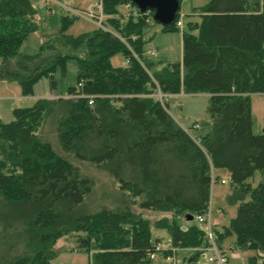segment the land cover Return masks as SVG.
Returning <instances> with one entry per match:
<instances>
[{"label":"trees","instance_id":"16d2710c","mask_svg":"<svg viewBox=\"0 0 264 264\" xmlns=\"http://www.w3.org/2000/svg\"><path fill=\"white\" fill-rule=\"evenodd\" d=\"M101 2L107 30L67 34L78 16L63 8L59 33L39 53L24 55V41L38 30L37 8L31 0H0V59H17L12 75L20 76L24 96L44 77L54 88V74L59 67L64 73L68 60L77 65L65 96L39 98L15 109L12 122L0 120V264H51L64 236H74V250L90 254V264H152L154 255H170L156 251L153 225L188 250L185 263L197 262L209 240L195 218L209 208L213 169L228 172L226 201L237 207L229 227L214 226L218 246L226 250L234 235L230 249L254 251L249 263L264 264V132L255 131L251 111L252 95H264V0L194 8L201 21L187 24L182 60L174 62L147 54L152 13L150 22L134 19L119 11L130 0ZM179 19L162 30L180 31ZM119 53L128 62L114 67L111 57ZM158 92L208 95L207 132L194 139ZM48 120L65 155L41 133ZM67 156L107 172L119 201L87 212L95 179ZM134 206L185 221L192 215V225L183 229L174 217L152 223Z\"/></svg>","mask_w":264,"mask_h":264},{"label":"rangeland","instance_id":"374dc122","mask_svg":"<svg viewBox=\"0 0 264 264\" xmlns=\"http://www.w3.org/2000/svg\"><path fill=\"white\" fill-rule=\"evenodd\" d=\"M32 1L38 10L39 26L38 30L30 34L24 41L20 50V53L24 55L39 53L41 45L59 33L61 17L64 14L63 8H60L58 5L53 6V13L49 14L46 9H40L38 7L39 5L36 0ZM98 1L100 0H76V3L70 4V6L73 5L76 7L75 11L78 19L68 28L66 31L67 34L77 36L78 34L89 32L93 28H98L87 15L88 9L92 8ZM208 2L210 0H181L180 19L177 24L180 31L166 32L162 30L161 26H154L146 36V51L154 48L159 51L156 57L165 58L173 62L181 60L182 37L183 32L187 30V24L189 22L199 23L201 21L199 13H193V9L202 7L208 4ZM119 8L120 13L128 17L129 13L125 5ZM124 8L127 9V12L123 10ZM106 20L107 16H105V22ZM193 33L197 34V31ZM147 54L149 55L150 53ZM16 61L17 59H12L8 62H3L0 59V120L4 123H10L14 120L15 109L32 107L39 98H45L50 95L52 97L65 96L68 88L76 84L77 65L75 60L70 59L67 61L64 73L59 67L54 74L56 81L54 88L52 87L51 80L44 77L34 84L32 94L24 96L22 94L21 82L19 81L20 76L12 75L16 71ZM110 61L114 67H122L126 64L125 58L120 53L112 56ZM167 102L169 103L168 111L171 116L194 139L199 140L200 135L207 132L210 125L208 95H188L181 93L173 96V98H168ZM251 111L254 118L255 131L264 132V95H252ZM48 123H51V121L48 120L45 123L41 133L52 141L56 150H59L65 155L58 141L57 146L55 145L54 138L48 128ZM70 156L67 157L79 168L81 174L94 178L96 182L94 192L86 200L85 210L87 212L92 213L104 206L110 207V204L119 201L120 192L118 186L107 172L91 163L76 161ZM212 174L214 178L219 177V180H215L211 187L209 207L211 208L212 224L218 229L224 230V228L229 227L230 221L236 216L237 207L229 206L226 201L227 196L231 192L228 172L221 169H213ZM259 179V175H256L254 182H252L254 186L258 184ZM133 209L136 213H142L143 217L149 219L152 223L164 217L170 219L174 217L170 213L142 211L137 206H134ZM174 218L181 224L183 229L192 225V223L185 221L183 216L176 215ZM152 230L153 233L164 231L156 229L154 225ZM167 240L163 239L162 241ZM234 240L235 236L233 235L225 241L226 251L230 257L229 264H250L249 258L254 256L255 252L248 251L242 253L230 249L229 246ZM75 247L74 236H64L58 239L55 245L57 255L51 260V264H90L91 255L85 252L75 251ZM182 257L179 259L178 255L177 264H180L181 261V264H187L185 262L190 258V254L186 251V253L182 254ZM152 264H165L162 255L156 254L152 259ZM195 264H207V256H202Z\"/></svg>","mask_w":264,"mask_h":264},{"label":"built area","instance_id":"2783aa9c","mask_svg":"<svg viewBox=\"0 0 264 264\" xmlns=\"http://www.w3.org/2000/svg\"><path fill=\"white\" fill-rule=\"evenodd\" d=\"M54 2L55 0H47ZM57 2V1H56ZM59 3V2H58ZM125 7L128 9V16H132L134 19H138L139 17H147L148 22L151 21V14L150 12H141L132 4H127ZM66 10L70 11L71 13L77 15L74 8L67 7L64 5ZM87 15L91 18V21L96 24L98 28H102L107 30L105 27V15L103 13V6L101 0L94 4V6L87 11ZM151 56L156 55L155 52H150ZM128 62V60H126ZM157 100H159L162 104L167 102L168 96L163 95L162 93L158 92L155 94ZM92 104V101L89 102ZM215 181L213 177L212 183ZM196 222L204 226L207 230V237L209 240V245L204 248L203 250L206 252L207 261L209 264H229V254L225 249H221L215 239L214 234V225L212 224V214L211 208L209 207L208 210L203 213L199 214L195 218ZM155 249L159 253L170 252V255L163 257V262L165 264H177L178 253L180 252L179 248L173 246L171 240L167 241H160L156 243ZM155 256V255H154ZM153 256V257H154Z\"/></svg>","mask_w":264,"mask_h":264},{"label":"water","instance_id":"95a60500","mask_svg":"<svg viewBox=\"0 0 264 264\" xmlns=\"http://www.w3.org/2000/svg\"><path fill=\"white\" fill-rule=\"evenodd\" d=\"M130 2L141 12L153 14V21L163 28H171L180 14L181 0H130ZM189 221L193 220L188 215Z\"/></svg>","mask_w":264,"mask_h":264},{"label":"crops","instance_id":"0c3cea01","mask_svg":"<svg viewBox=\"0 0 264 264\" xmlns=\"http://www.w3.org/2000/svg\"><path fill=\"white\" fill-rule=\"evenodd\" d=\"M37 1V4L39 5L38 7L40 8V9H46L47 11H48V13L49 14H52L53 13V6H55V5H58L60 8H63L64 7V5L65 6H67V7H71V8H74V9H76V7L75 6H73V5H71L70 6V4L71 3H76V0H69V1H67L66 0V2H65V4H62V3H58V2H56V1H54V2H52V1H47V0H36ZM31 2L34 4V2L31 0ZM69 2V3H68ZM67 4V5H66ZM69 5V6H68ZM78 5V4H77ZM35 6V5H34ZM36 7V6H35ZM63 10V9H62ZM125 12H127V9L126 8H124L123 9ZM38 11V10H37ZM119 11H120V8H119ZM94 29V28H93ZM92 29V30H93ZM50 39V38H49ZM150 52H155L156 53V55H154V56H157L158 54H159V51L157 50V49H150V50H147V53H150ZM149 55H151V54H149ZM182 60V59H181ZM180 60V61H181ZM48 97H52L51 95L50 96H47V98ZM46 98V97H45ZM188 223H191L190 221H187ZM184 227H186V226H184ZM217 228V227H216ZM218 229V228H217ZM162 232V233H161ZM153 237L155 238V239H159L160 241H162L163 239L164 240H169V236H168V234L165 232V231H159V233H153ZM186 251H188V250H181L180 252H179V259H181L180 257H182V254H184V253H186ZM245 253V252H244ZM182 260H183V257H182ZM181 261V260H180ZM185 262V261H184ZM181 263H182V261H181ZM180 263V264H181ZM196 262L195 261H192V262H190L189 264H195Z\"/></svg>","mask_w":264,"mask_h":264}]
</instances>
